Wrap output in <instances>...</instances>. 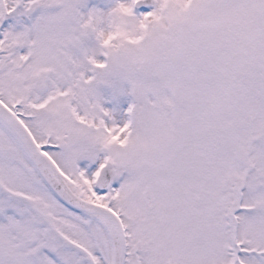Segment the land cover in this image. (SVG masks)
Returning <instances> with one entry per match:
<instances>
[{
    "label": "snow or ice",
    "instance_id": "1",
    "mask_svg": "<svg viewBox=\"0 0 264 264\" xmlns=\"http://www.w3.org/2000/svg\"><path fill=\"white\" fill-rule=\"evenodd\" d=\"M0 264H264V0H0Z\"/></svg>",
    "mask_w": 264,
    "mask_h": 264
},
{
    "label": "rangeland",
    "instance_id": "2",
    "mask_svg": "<svg viewBox=\"0 0 264 264\" xmlns=\"http://www.w3.org/2000/svg\"><path fill=\"white\" fill-rule=\"evenodd\" d=\"M112 4V0H89V7H92V6H99L101 8H109ZM126 87L130 88V85H126ZM107 94V93H106ZM131 100L130 99V95L128 96H122L119 98V106L122 108V109H126L129 104L131 103ZM114 103L116 102H109L107 104L108 107H112L114 105ZM123 114V113H121ZM83 163L84 162H81L82 166H83Z\"/></svg>",
    "mask_w": 264,
    "mask_h": 264
},
{
    "label": "clouds",
    "instance_id": "3",
    "mask_svg": "<svg viewBox=\"0 0 264 264\" xmlns=\"http://www.w3.org/2000/svg\"><path fill=\"white\" fill-rule=\"evenodd\" d=\"M121 32H123V29H121ZM120 33H118L119 35ZM133 38H136L135 36H133ZM118 44H123L124 43V39L121 38L120 40L117 41Z\"/></svg>",
    "mask_w": 264,
    "mask_h": 264
},
{
    "label": "water",
    "instance_id": "4",
    "mask_svg": "<svg viewBox=\"0 0 264 264\" xmlns=\"http://www.w3.org/2000/svg\"><path fill=\"white\" fill-rule=\"evenodd\" d=\"M143 6H145V7H149V6H147V4H143Z\"/></svg>",
    "mask_w": 264,
    "mask_h": 264
}]
</instances>
